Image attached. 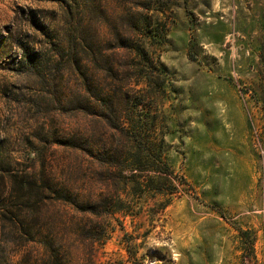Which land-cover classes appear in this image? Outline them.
Masks as SVG:
<instances>
[{
    "label": "rangeland",
    "instance_id": "1",
    "mask_svg": "<svg viewBox=\"0 0 264 264\" xmlns=\"http://www.w3.org/2000/svg\"><path fill=\"white\" fill-rule=\"evenodd\" d=\"M128 1L0 0V264H41L53 235L75 264H264V0H155L148 56L115 42ZM93 43L100 87L80 76ZM71 135L112 151L93 165Z\"/></svg>",
    "mask_w": 264,
    "mask_h": 264
},
{
    "label": "trees",
    "instance_id": "2",
    "mask_svg": "<svg viewBox=\"0 0 264 264\" xmlns=\"http://www.w3.org/2000/svg\"><path fill=\"white\" fill-rule=\"evenodd\" d=\"M122 1V0H120ZM125 3H127V0H123ZM128 3L131 5L128 9L127 13L120 18L121 22H126V29L128 27V32L120 31L117 26L114 28V39L115 42L118 43V46H123L126 48L127 51L132 52H141L145 55H149V50L147 49V44H145L146 39H154V33L151 28L152 26V16L148 13L153 9V5L155 0H129ZM147 12V16L143 17L144 12ZM143 28L152 30L149 33L143 32ZM90 35L89 33H86ZM75 41V40H72ZM130 41L131 44H128L126 46V42ZM87 52H88V62L93 65V67L90 69L87 67L85 72L81 73L80 76L82 80L84 81V84L86 87H100L98 84V71L101 70L100 66L104 63L105 59L101 55L99 48L95 46V44H88ZM76 51H77V44L74 42L71 44L70 52H69V66L72 71H77L79 67V60L76 59ZM111 70L113 68L110 67ZM109 69V71H110ZM134 70V67L132 65H128L125 67L123 80L121 81V87H131L134 84H138L139 80H137L134 77V73H132ZM112 75V74H111ZM114 76V75H113ZM95 94V102H97L99 97L97 96L96 92ZM106 104V102H105ZM110 107V105H108ZM112 106V102H111ZM118 109V107H117ZM121 110V109H120ZM121 126L114 124L113 128L119 129ZM123 132H126V128L123 126L121 129ZM83 138H77L76 136H70L66 139H64L63 144H65L68 147H71L73 149H80L85 151V153L92 158L91 163L94 165L96 163V158L98 155L101 154L102 151L104 152H111L112 147H107L106 145H102L101 147L96 143H90L89 140L83 142ZM124 149L127 148V145H123ZM120 151V148L117 150ZM115 169L119 168L120 165L116 164ZM117 167V168H116ZM37 182V180H36ZM20 188H25V191L20 195L21 200H23V204L27 208H31L33 203V192L34 187L29 184L28 187H26V184L23 183V180L20 182ZM40 187V186H39ZM61 189V188H60ZM54 194L57 199L61 200L63 204L69 206L72 208L74 212L82 213V214H89L92 215L95 219V223L99 228H102L105 230L107 225V215L103 213L100 210V204L98 202L89 199L88 197L81 196L79 194H74L70 190L65 191L64 195H62V189L54 191ZM76 236V240H83L84 242H89L91 249L94 248V244L97 239L94 238V236L88 237L87 232H84L83 230L81 233H74ZM67 238L65 235L62 237L58 236H51L48 240L42 239V241L34 243L40 244V246L43 247L42 252V263L41 264H75L74 262V256L73 252L71 250V247L69 244H67ZM69 238H73V235L71 234ZM36 244V245H37ZM90 264H93V262H90Z\"/></svg>",
    "mask_w": 264,
    "mask_h": 264
}]
</instances>
